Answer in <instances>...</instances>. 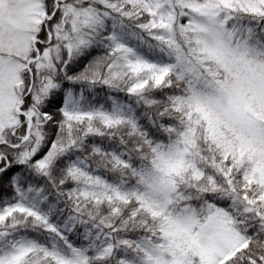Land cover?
Returning a JSON list of instances; mask_svg holds the SVG:
<instances>
[{
	"label": "snow or ice",
	"instance_id": "1",
	"mask_svg": "<svg viewBox=\"0 0 264 264\" xmlns=\"http://www.w3.org/2000/svg\"><path fill=\"white\" fill-rule=\"evenodd\" d=\"M0 264H264V0H0Z\"/></svg>",
	"mask_w": 264,
	"mask_h": 264
}]
</instances>
